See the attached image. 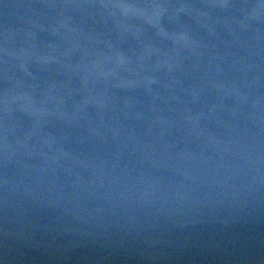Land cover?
<instances>
[{"label":"water","instance_id":"water-1","mask_svg":"<svg viewBox=\"0 0 264 264\" xmlns=\"http://www.w3.org/2000/svg\"><path fill=\"white\" fill-rule=\"evenodd\" d=\"M0 264H264V0H0Z\"/></svg>","mask_w":264,"mask_h":264}]
</instances>
